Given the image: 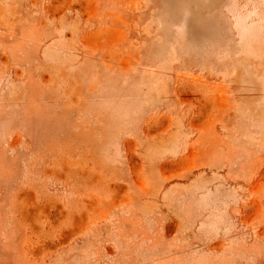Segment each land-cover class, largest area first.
I'll return each mask as SVG.
<instances>
[{
  "label": "rangeland",
  "instance_id": "374dc122",
  "mask_svg": "<svg viewBox=\"0 0 264 264\" xmlns=\"http://www.w3.org/2000/svg\"><path fill=\"white\" fill-rule=\"evenodd\" d=\"M163 113L212 131L264 264V0H0V210L30 214L36 189L53 192L42 209L80 210L83 167H111ZM30 244L0 261L65 256V241Z\"/></svg>",
  "mask_w": 264,
  "mask_h": 264
},
{
  "label": "crops",
  "instance_id": "0c3cea01",
  "mask_svg": "<svg viewBox=\"0 0 264 264\" xmlns=\"http://www.w3.org/2000/svg\"><path fill=\"white\" fill-rule=\"evenodd\" d=\"M152 121L119 139L111 167H83L80 210L60 217L42 209L53 192L42 197L37 189L30 214L0 210L1 249L16 254L43 238L65 241V256L8 252L0 264H250L249 194L219 184L212 131L193 117L163 113Z\"/></svg>",
  "mask_w": 264,
  "mask_h": 264
}]
</instances>
